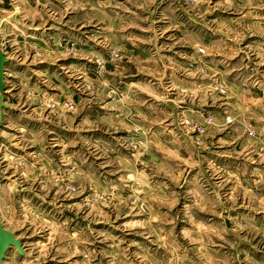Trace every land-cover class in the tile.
<instances>
[{
  "label": "rangeland",
  "instance_id": "374dc122",
  "mask_svg": "<svg viewBox=\"0 0 264 264\" xmlns=\"http://www.w3.org/2000/svg\"><path fill=\"white\" fill-rule=\"evenodd\" d=\"M2 264H264V0H0Z\"/></svg>",
  "mask_w": 264,
  "mask_h": 264
},
{
  "label": "water",
  "instance_id": "95a60500",
  "mask_svg": "<svg viewBox=\"0 0 264 264\" xmlns=\"http://www.w3.org/2000/svg\"><path fill=\"white\" fill-rule=\"evenodd\" d=\"M7 58L2 54L0 47V121H1V107L5 106L4 103V84H3V66ZM14 245L19 253H23V247L21 246V240L16 237L15 233L7 229L2 221L0 220V264H2V259L5 251Z\"/></svg>",
  "mask_w": 264,
  "mask_h": 264
},
{
  "label": "bare ground",
  "instance_id": "6f19581e",
  "mask_svg": "<svg viewBox=\"0 0 264 264\" xmlns=\"http://www.w3.org/2000/svg\"><path fill=\"white\" fill-rule=\"evenodd\" d=\"M0 47H1V41H0ZM1 51H2V49H1ZM2 54H3V52H2Z\"/></svg>",
  "mask_w": 264,
  "mask_h": 264
}]
</instances>
